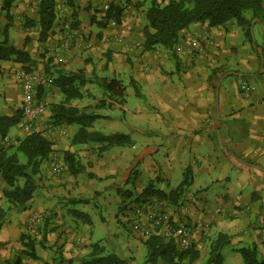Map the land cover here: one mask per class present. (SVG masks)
Wrapping results in <instances>:
<instances>
[{"label": "crops", "instance_id": "1", "mask_svg": "<svg viewBox=\"0 0 264 264\" xmlns=\"http://www.w3.org/2000/svg\"><path fill=\"white\" fill-rule=\"evenodd\" d=\"M19 1L15 14L26 12L28 7L23 0H16V5ZM137 1V5L120 7L118 2L111 3L113 0H75L74 7H69L65 0H56V20L45 42L39 40L38 24L26 28L24 23L21 27L18 13L14 17L10 12L11 21L6 20L10 45L27 52L38 48L53 58L49 73L45 69L39 72L50 82L40 90L46 109L37 129L58 144L40 168L34 217L27 211L9 209L0 175V264H53L58 256L79 262L97 244L91 241L94 220L90 214L69 207L78 203L90 206L96 199L103 207L119 203L111 220L93 208L96 221L107 232L102 241L106 245L116 241L115 247L125 258L143 264L147 237L143 232L123 233L120 215L126 212L128 216L129 210L121 209L125 200L128 209L133 208L135 198L149 184L167 194L179 190L177 203L149 197L142 205L148 208L147 202H158L173 224L192 228V252L197 258L188 257L181 264H207L219 235L227 236L221 249L224 264L222 252L228 245L235 252L231 264H243L240 250L252 247L264 263V24L257 22L253 27L259 26L261 54L248 42L245 29L234 22L219 27L192 24L181 33L173 50L156 46L147 51L143 45H134L144 42L147 20L140 14L144 8L148 11L150 0ZM35 3V13H27V18L38 21V0ZM59 11L64 15H58ZM114 20L116 26L112 25ZM67 21L74 27L75 42L69 51L56 55L62 24ZM25 66L15 60L0 61V72L7 76L1 116L12 117L20 109L23 94L17 72ZM61 72L84 77L83 96L71 105L102 116L91 130L127 134L133 145L103 150L101 144H72L78 126L52 121V105L64 99L54 84ZM229 77L234 80L229 81ZM94 78L120 80L126 88L125 103L108 99L104 89L92 82ZM253 79L259 80V85ZM242 81L253 85L255 91L244 93L239 87ZM103 99L114 103V108L98 107ZM12 129L7 135L10 139ZM133 136L145 139L138 142ZM64 139L65 145L60 142ZM3 144L0 135V146ZM66 152L75 155L82 172L69 173ZM77 153L85 154L88 161ZM184 180L187 184L179 189ZM128 190L131 195L125 193ZM31 222L38 224L35 258L25 252L21 241Z\"/></svg>", "mask_w": 264, "mask_h": 264}, {"label": "trees", "instance_id": "2", "mask_svg": "<svg viewBox=\"0 0 264 264\" xmlns=\"http://www.w3.org/2000/svg\"><path fill=\"white\" fill-rule=\"evenodd\" d=\"M16 0H0L1 10L5 12L7 20L11 21V9ZM38 21L27 18L25 27L33 28L37 24L40 26L39 40L47 41L51 29H53L56 20V0H38ZM65 4L74 7L75 0H65ZM247 15H250L248 17ZM109 16L111 14L109 13ZM76 19V15H73ZM113 19L119 21L116 16ZM258 19L260 23H264V0H170L167 3H160L157 0L151 2L146 12L147 25L143 28V49L153 50L156 46H162L168 50H173L179 43L181 33L192 24L207 23L210 27H219L229 21H235L239 27L245 29V36L252 43L250 31L251 21ZM74 26H76L74 24ZM72 28L73 25H72ZM28 43L26 40L25 46ZM15 60L22 64H32L31 57L25 49H17L8 44L7 34L0 41V61ZM50 61V60H49ZM51 62V61H50ZM26 71H33L31 68L25 67ZM49 73V68H46ZM93 83L102 87L108 99L118 104L125 103L126 88L120 80L117 79H99L94 78ZM85 83L81 73H59L54 84L61 90L64 99L59 103L52 105V121L55 125H77L78 130L73 136L72 144H101L103 150L113 147H124L133 145L131 137L124 133L104 134L99 131L91 130V125L96 120L102 118L101 115L88 112L86 109H79L71 105L72 100L81 99L83 92L81 87ZM136 94V84L132 83ZM114 103H108L105 99L99 102L98 107L109 109L114 108ZM21 111L12 117L0 115V135L4 138L8 135L12 127L17 126L21 120ZM54 151V143L40 133L26 135L17 141L16 150L8 153L5 148L0 149V175L5 183L3 195L10 208H15L21 212L29 208V204L33 201L38 188V179L36 177L40 173V168L45 160L47 161ZM17 152H22L27 162L21 164L18 159ZM64 159L70 174H77L83 171V167L76 159L75 155L66 152ZM21 182H23L21 184ZM185 184L183 181L179 189ZM132 194L130 190L125 192ZM178 191L169 194L155 189L149 184L143 192L135 198L136 204H142L149 197H155L159 200L175 201ZM125 194V195H126ZM130 198L129 196H127ZM126 202V200H125ZM127 203L122 210L128 209ZM25 251L31 258H35V237L23 235L21 238ZM227 241L226 235H219L212 243L209 259L207 264H224L221 256V249ZM147 248V257L143 264H181L186 258L195 260L197 255L188 251H180L174 241L170 237L159 234H152L147 237L145 242ZM243 264H264L257 259V250L255 247L243 248L240 250ZM53 264H137L134 258H125L117 254H107L105 247L100 244H93L89 254L83 257L79 262L74 259H65L58 256L54 259Z\"/></svg>", "mask_w": 264, "mask_h": 264}, {"label": "built area", "instance_id": "3", "mask_svg": "<svg viewBox=\"0 0 264 264\" xmlns=\"http://www.w3.org/2000/svg\"><path fill=\"white\" fill-rule=\"evenodd\" d=\"M120 2H136L137 0H119ZM113 2H115L113 0ZM111 2V3H113ZM111 4L105 6L106 10L110 8ZM116 26V21L112 22ZM61 32L63 36L60 38L55 54L69 51L75 42V32L72 28L71 22H64L62 24ZM143 42L138 41L135 47L142 48ZM22 89V100L20 111L22 118L17 124L18 129L23 133L30 135L39 133L37 129L38 120L46 109L44 101L41 100L40 90L50 81L49 78L39 73L38 71H26L21 69L17 72ZM246 94H251L255 91V87L249 82L242 81L239 86ZM10 138L8 136L3 138V145L8 144ZM55 170H60V167L55 166ZM149 207L142 204H136L129 209L128 217L134 232H143L146 237L152 234H159L174 239L178 249L188 251L192 246V228L186 224H173L169 220V216L162 210L161 204L158 202H147ZM154 203V204H153ZM151 205V206H150ZM154 206V207H152ZM39 220L36 219V222Z\"/></svg>", "mask_w": 264, "mask_h": 264}, {"label": "rangeland", "instance_id": "4", "mask_svg": "<svg viewBox=\"0 0 264 264\" xmlns=\"http://www.w3.org/2000/svg\"><path fill=\"white\" fill-rule=\"evenodd\" d=\"M23 1H27L26 2V5L28 7L26 8L27 10H25L26 12H24V11L23 12L22 11L21 12H17L18 15H19V18L21 20V23L23 22L21 24V27H22V25L24 23H26V20H27V17H28L27 16V13L34 14L35 13V6H37V4L35 3L37 0H23ZM114 1L115 2H118V4H116V5H118L120 7L121 6H124V5H128V4L134 6V5H137L138 3H140L139 1H136V2H130V1H128V2H122L121 1L120 2L119 0H114ZM150 1H148V3H147V6H146L147 8H149L150 5H151V2ZM157 1L159 2V0H157ZM168 1H170V0H168ZM20 2L21 1H19L17 5H16V2H15V4L13 5V7L11 9V11L13 13L15 12L16 8L19 9V3ZM160 3H162V2L160 1ZM141 13L143 15L140 14V16L143 17V19H145L146 18L145 8H144V10ZM16 14L14 13L13 16L15 17ZM60 14L61 15H64V12L59 11L58 12V15H60ZM247 16L250 17V15H247ZM6 20L7 19H5V12H2L1 11V3H0V41L5 38V33H6L7 36H8V39H9L8 44H11V42H10V40H11L10 38L11 37L9 35L10 34V31L7 28L8 27V24H7V21ZM67 22H69V21H67ZM229 22H234L235 23V21H229ZM261 29H263V28H261ZM20 31H23V30H20ZM253 33H254V38H255V45L253 47H254L255 52H256V50H257L256 48L259 47V46L261 47V44H262V39H261V37L259 35V26L255 30L253 28ZM247 40L249 42V39L248 38H247ZM28 52L30 53L31 57L34 58V60H32V64L31 65H29L28 63H26L25 65H27V66H25V67H27V68L29 67L33 71L36 70L38 72H42L43 69L46 70V68L51 63V62H49V60L50 59H53L50 55L49 56L47 55V52L44 53V52L40 51L38 48L37 49H32L31 48ZM51 67L52 66H50L48 68H51ZM228 80L229 81L234 80V77H229ZM6 81H7V76L5 74H3L2 72H0V112H2V109L4 107V105H3L4 97H6V95H7V94H5V90H4L5 87H6V85H7L6 84ZM253 81H255V82L257 81L256 82L257 85H259V83H260L259 80L253 79ZM98 131H101V130H98ZM102 132L109 133L110 131L104 129V130H102ZM12 133H13V136H11L10 142L8 144L1 145L0 146V149L1 148H5V150L8 153L15 152L16 146H17V141L20 140V139H22V138H24L27 135V134L23 133L20 129H18L16 127H13ZM132 138L135 141H138V142H140V140H144L145 139V137H143V136L142 137L133 136ZM51 140L53 141L54 146L58 144V142L56 140H53V139H51ZM60 142H61V144L65 145L67 141H65V139H64V140H61ZM17 154H18V159H20L19 162L21 164H26V162L28 160V159H26V156L22 152H17ZM96 154H99V153L97 152ZM78 157H80V159L83 158L85 161H88V159H89V157H88V159H86L87 156L85 154H82L81 156L78 154ZM89 165H91V162L89 164H87L88 167H89ZM90 168H91V166H90ZM179 172H178V174H179ZM38 177H39V175L36 177V179H38ZM22 183L23 182H21V184ZM99 183L101 184V182H99ZM177 191L179 192V190H177ZM37 192H38V190H37ZM96 193L98 194L99 191H97ZM178 196H179V194L177 195V197ZM106 198L108 200L109 199V195H106ZM171 202L172 203H177V198H176V202L175 201H171ZM108 203H111V200ZM125 203H127V201L123 203V205H122L123 207H125ZM117 204H119V203L118 202L117 203L112 202L110 206L103 207L102 202H100L98 199H96L95 201H92V204L90 206L89 205H84V204L78 203V204L71 205L69 207V209H74V210H76L78 212H84V213L90 214L92 216V218L94 220V224H93L94 235H93V237L91 239L92 243H98V242L99 243H102L104 246H106V253L107 254L108 253L109 254L115 253L118 256L125 257L124 254L119 251L118 246L115 247L116 246V241H113L112 240L107 245H106V241H102V239L105 237V235H106L107 232H106V229H105L104 225H102V224L100 225L96 221L97 220L96 213L97 212H100V211H102L104 213V216L106 217V219H108L106 215H108L110 217V220L113 219L115 212H118V205ZM94 206L98 210L97 212H96V209L93 210ZM25 211H27V213H32V217H34L33 215L35 214V211H34V203H33V201L29 204V208H27ZM25 211H23V212H25ZM17 212L20 213L21 211L17 210ZM120 220L122 221L121 229H122L123 233H127V232L128 233H131V232H133L132 225L128 221L129 220V217L127 216V213L126 212H123V214L120 215ZM113 226L114 225L112 223V226L110 225V228H112ZM29 227H31V228H29L30 230H27L28 231V235L31 236V237L36 236L34 233L38 229V224H35V223L31 222V225ZM239 247H244V246H237L236 248H239ZM233 249L234 248L231 245H228V246H225V248H224V250L222 252L223 255H224V257H225V259H226L227 264L233 263V254L235 253L233 251Z\"/></svg>", "mask_w": 264, "mask_h": 264}, {"label": "water", "instance_id": "5", "mask_svg": "<svg viewBox=\"0 0 264 264\" xmlns=\"http://www.w3.org/2000/svg\"><path fill=\"white\" fill-rule=\"evenodd\" d=\"M259 20L258 19H254L253 21H251V27H250V31H251V36H252V42H253V45H255V38H254V33H253V27L254 25L258 22ZM264 24V23H263ZM257 51L259 52V54L262 53V49L257 47L256 48Z\"/></svg>", "mask_w": 264, "mask_h": 264}]
</instances>
